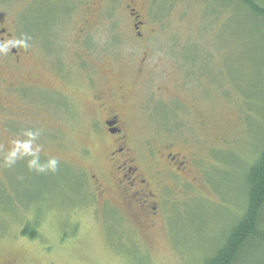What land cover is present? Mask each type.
Listing matches in <instances>:
<instances>
[{"label": "rangeland", "instance_id": "obj_1", "mask_svg": "<svg viewBox=\"0 0 264 264\" xmlns=\"http://www.w3.org/2000/svg\"><path fill=\"white\" fill-rule=\"evenodd\" d=\"M33 1L0 0V19L18 33L56 29L3 70L11 80L0 86V264H203L242 214L246 174L264 146V25L236 0H100L93 20L92 0ZM129 8L146 27L144 44ZM50 20L56 28L44 29ZM116 61L132 67L117 71L131 74L123 90L108 75ZM122 91L128 119L143 122L127 128L140 166L161 143L190 157L186 183L153 172L162 189L186 185L165 193L151 225L115 197L89 194L110 148L94 96L112 105ZM29 130L39 132L38 164L55 157L56 172L30 169L32 156L4 166L10 141L28 140ZM237 264H264V244L244 248Z\"/></svg>", "mask_w": 264, "mask_h": 264}, {"label": "flooded vegetation", "instance_id": "obj_2", "mask_svg": "<svg viewBox=\"0 0 264 264\" xmlns=\"http://www.w3.org/2000/svg\"><path fill=\"white\" fill-rule=\"evenodd\" d=\"M44 1L47 3L49 2V0ZM57 1H59L60 4L64 6L67 0ZM91 2L92 6L90 5V7L85 11L87 12L88 10L87 14L92 15L91 20H93V18L98 15L99 12V9L94 7V5H99L100 0H92ZM35 3L37 4L36 0L33 1V4ZM135 10L136 9L133 8L128 9V15L132 19L131 28L134 31L135 37L141 38L144 44L147 38L145 35L146 27H144L143 21L140 20V15H138ZM55 19L60 21L62 20V16L55 15ZM51 22L52 21L50 20L49 23H43L42 27L44 29L52 26L56 28L57 23L52 25L53 23ZM92 26L89 27L88 24H85L83 27L87 29V27L91 28ZM78 30H80V38L82 39V32L84 29L80 27ZM55 31L56 29L54 31L50 29H45L42 31L38 26H33L29 33H26L25 31V33H22L21 30L18 33V29L16 28L15 24H12L6 19L4 20V18L0 19V43L13 39L27 38L28 44H31L32 42L37 43L39 41L41 43L45 41L44 43L49 44V42L53 41L49 40V33H53ZM75 39L76 43H81V39L77 37ZM89 43L91 45L93 44L92 41L89 42L88 40H85L83 46L90 47V45H88ZM21 52H25L21 47H13L11 44H8L6 51L0 53L1 87L6 85L5 83H7V80H11L10 78L6 77L7 75L3 70L6 69L9 71V67L18 65L21 60V56H23L21 55ZM127 66L129 67L125 70L132 68L130 65H124L123 62L120 61H116L110 65V71L108 72V75L114 80H121V84H119V90H123L122 87L125 85L124 82L127 80L126 77H129L131 74L126 71H117L124 70V68ZM121 75L123 77H120ZM113 83L114 82L112 81V84L110 85L114 86L115 84ZM13 86L15 90L18 87V84ZM111 96L114 100L112 105L107 104V102L101 96H94V101L98 105V113L95 118L97 122H100L102 125L104 135L109 138L107 143L110 145V148L109 152L104 158L105 161L102 163V165H99L100 173L96 172L91 175V178H96V181H92L90 183L89 194L91 198L97 202L99 200L100 202H109L111 198L115 197L118 202L124 204L127 209L131 210V217L136 223L153 224L154 219L160 211V206L163 202V199L165 198V193L171 192L179 196L180 194L185 193L186 185L180 183L175 188L174 186L164 184L162 185V189L161 186H159V179L155 177L157 173L153 174V172H159L160 168L165 169L166 171H173L174 173L178 174L177 176L183 175V177L180 179L186 183L187 181L184 175L191 172L190 157L183 152L173 150L172 144L164 145L161 143L162 147L159 149L160 151H147L145 154L146 156H144V163H146L147 166V171H145V166L142 167L137 163L138 157L132 155V150L134 147L131 146L132 141L129 132L127 131L129 125L143 124V122L140 120H137L136 122L128 119L129 116L127 114L125 105L128 102V94L126 92L122 91V93H116V95L114 93ZM156 103L154 104L155 106L153 107V110H151L152 112L150 114H153V112H158ZM146 119V123L148 124L155 123L156 125H161L160 122H153L152 120L150 122L148 117Z\"/></svg>", "mask_w": 264, "mask_h": 264}, {"label": "trees", "instance_id": "obj_3", "mask_svg": "<svg viewBox=\"0 0 264 264\" xmlns=\"http://www.w3.org/2000/svg\"><path fill=\"white\" fill-rule=\"evenodd\" d=\"M236 1L239 9L251 13L264 25V6L258 0ZM256 155L246 174V202L242 214L230 228L224 242L203 264H237L244 248L256 243L264 244V146L258 149ZM27 233L28 228L25 227L22 234Z\"/></svg>", "mask_w": 264, "mask_h": 264}, {"label": "clouds", "instance_id": "obj_4", "mask_svg": "<svg viewBox=\"0 0 264 264\" xmlns=\"http://www.w3.org/2000/svg\"><path fill=\"white\" fill-rule=\"evenodd\" d=\"M11 44L13 47L19 46V47H28L27 39H13L10 41H5L3 43H0V53L5 52L7 45ZM28 137V140L20 141V140H12L10 143L13 145V147L9 150V152L4 157V166L6 167H12L17 159L22 158V156H32L33 159L28 161V167L30 169H35L37 172L43 173L46 171L50 172H56L58 160L55 157H52L49 159L48 163L46 165H39L38 164V153L41 149L40 145H37L35 148H33V142L36 140V138L39 135V132H33L31 130L26 131L24 133ZM23 150L22 153L20 150Z\"/></svg>", "mask_w": 264, "mask_h": 264}]
</instances>
